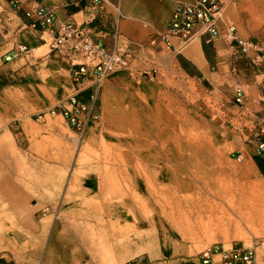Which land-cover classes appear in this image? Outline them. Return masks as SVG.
<instances>
[{
    "label": "rangeland",
    "instance_id": "obj_1",
    "mask_svg": "<svg viewBox=\"0 0 264 264\" xmlns=\"http://www.w3.org/2000/svg\"><path fill=\"white\" fill-rule=\"evenodd\" d=\"M244 3L243 9L233 10L235 17L228 19V26L242 21L246 35L257 41L264 34V0ZM155 49L157 55L143 52L142 63L105 82L97 105L100 119L83 136L61 115L73 92L63 64L67 60L59 55L54 67L46 45L0 65V143L10 146V155L19 163H29L14 178V191L0 190V264H125L134 259L144 264H200L202 251L215 246L252 248L256 264H264V213L251 226L233 227L237 217L229 206L230 197L247 181L257 182L264 200V180L252 160L240 157L251 130L241 121L233 122L235 113L230 108L237 104L232 96L237 88L228 82L209 85L189 78L163 43ZM257 67H248L251 75ZM167 126L183 139L187 135L201 138L206 149L203 157L212 163L203 172L222 197L208 195L201 211L196 210L197 215L182 225L190 232L176 230L174 241L184 250H162L153 259L129 256L122 260L113 250V232L133 225L130 210L143 216L150 213L135 186L141 162L136 160L140 148L134 145L145 137H153L158 145L153 133ZM180 127H189L188 134L181 133ZM112 143L122 149L117 152ZM160 167L154 165L152 178L156 179ZM158 184L154 181L149 186L158 188ZM115 214L126 215L127 221L110 217Z\"/></svg>",
    "mask_w": 264,
    "mask_h": 264
},
{
    "label": "crops",
    "instance_id": "obj_2",
    "mask_svg": "<svg viewBox=\"0 0 264 264\" xmlns=\"http://www.w3.org/2000/svg\"><path fill=\"white\" fill-rule=\"evenodd\" d=\"M188 1L101 0V4L95 5L93 0H18L15 2L0 0V65L6 62L8 56L16 59L15 49L18 45H27L29 51H37L46 45L49 46L51 34L33 29L30 26L31 20L26 17L28 10L45 6L55 11L58 21L72 22L82 26L109 48L117 46L136 50L137 58L133 61V68H135V63H142L140 59L142 60L144 56L143 52L147 51L149 54L155 52L157 55L155 48L162 47V43L165 45L160 37L171 23L175 6ZM244 1L220 0L223 13L220 14L218 26L221 31L228 26V19H234L235 10L243 9ZM234 21L238 26L234 24L239 37L253 40L246 35L242 21ZM257 41L264 44V34ZM156 42H158L157 46ZM165 47L177 56L176 65L189 78L209 85L215 83L224 86L227 84L225 82H228L232 88L243 89L245 93L243 105L234 104L230 108L235 113L232 117L233 122L241 121L251 130L247 144L243 150L239 151L240 157L245 156L246 159L252 160L258 175L264 180V155L259 153L255 138L258 132L264 130V63L262 66L257 64L258 67L252 75L251 69H248L249 66L252 68V65L256 64L254 59L259 55L252 54L250 57H244L223 39L209 42L207 37L193 41L182 51H176L166 45ZM49 53H52L50 57L53 58L52 63L55 67L54 63L59 55L52 52L50 48ZM63 64L70 76V63L65 61ZM119 74H125V72L121 71L113 75ZM247 75L251 78H246ZM232 92L236 102V91ZM261 140L264 141V133Z\"/></svg>",
    "mask_w": 264,
    "mask_h": 264
},
{
    "label": "bare ground",
    "instance_id": "obj_3",
    "mask_svg": "<svg viewBox=\"0 0 264 264\" xmlns=\"http://www.w3.org/2000/svg\"><path fill=\"white\" fill-rule=\"evenodd\" d=\"M187 129L182 128L181 133L188 134ZM153 135L156 137L159 143L158 145L156 144V142L152 141L153 137H149V136H148L149 138L145 137L142 140V142L138 141L137 142L138 144L134 145V147L138 146V148H140L136 160L142 163V164L140 163L139 166L140 168H138L137 170V175L135 177V186L139 188L141 196L144 198L143 199L141 197L139 198V200L140 199L145 200L143 202L144 203L143 206L145 207V209H148L149 211L147 210L146 211L150 213L149 215L143 216L140 213L132 212V210H130L129 213H131L132 215L134 222L133 225L132 226L129 225V227H127L124 230L120 229L118 230L119 232L117 231L116 233L113 232V236H114L113 250L115 251V255L117 257H120V259L122 260H125L129 256H148L149 258L153 259L157 257L158 254L162 252V250L164 251L166 249H169V250H173L174 253H176L179 249L184 250V245H179L174 241V237H175L174 235L176 230L179 229L181 232H184L185 230H187L188 232L190 230V229L188 230V227L185 228L182 225L184 223L187 224V222H189V220L193 215L194 216L197 215L195 214L196 210L201 209L200 207L202 206V202H204L205 199L208 200L209 198L208 195H214L219 198L222 197L219 191L217 190L216 184L212 183L208 179L207 175L204 174L205 172H203L206 165H210L212 163L210 158L207 159L203 157L206 149H204V143L201 140V138L191 139L189 138L190 136L187 135L185 137L184 135L185 139H183L177 132H175L174 128L172 129L169 126L162 128V131H160L158 134L154 132ZM114 145L115 148H117L116 144H113V146ZM157 147L159 151L156 150ZM8 148H10V146ZM8 148L4 145H1L0 143V190L3 191L5 189L7 193L14 191V186H13L14 178L19 176V174H21L19 172L21 171L20 168L21 167L23 168L29 164V163L27 164L26 161L24 162L22 160L23 157L21 158L22 162L19 163V161L15 157L10 155L12 152H10ZM120 150H118L117 148L116 151L118 152ZM115 156L117 155L115 154ZM115 159L116 158H114V160ZM118 159H121V157H119ZM121 160H123V157ZM119 163L121 164L125 162L120 161ZM156 163L161 164V167H160V172L158 175H156V179H155L152 178L151 176L155 172L153 167ZM125 168L127 169V167ZM126 172H128V170ZM77 181H79V179H77ZM154 181H157V183L159 182L158 188L156 187L152 188L153 186L152 187L149 186L152 185V182ZM75 183L76 182H74L73 184ZM129 188L127 189L129 190ZM213 204H215V202ZM140 205L141 204H139V206ZM229 206L234 213L233 216L235 215L237 217V224L234 223L233 227L234 225L236 227V225L238 224L244 226L247 224L252 225V222H254L255 224V221L259 218V214L264 213V200L260 192V186L257 184V182L255 183L251 181L244 182L239 189V193L235 195V197L234 196L230 197ZM146 211H144V213ZM203 216L204 215L202 214L201 217L203 218ZM110 217H115V218L118 217V219L123 220L124 223L127 221L126 215L118 216V214H115V215H111ZM202 218L201 221L203 222L204 220H202ZM112 223L110 224L111 225L115 224ZM230 224H232V222ZM115 226L116 225H114V228ZM238 228L239 226L237 227V229ZM102 231H104V229ZM105 239H108V237ZM112 256H114V254H112Z\"/></svg>",
    "mask_w": 264,
    "mask_h": 264
},
{
    "label": "built area",
    "instance_id": "obj_4",
    "mask_svg": "<svg viewBox=\"0 0 264 264\" xmlns=\"http://www.w3.org/2000/svg\"><path fill=\"white\" fill-rule=\"evenodd\" d=\"M95 5L101 0H93ZM220 0H189L175 6L171 23L160 39L168 48L182 51L193 41L207 37L209 42L223 39L235 47L240 55L254 59L256 64L264 63V44L260 41L245 40L239 37L234 25L224 31L218 26L221 14ZM33 29L51 34L49 48L70 63L72 94L63 104L61 115L78 135L83 136L91 124L100 119L98 99L106 80L117 72L133 70V61L137 51L130 47H107L101 40L95 39L86 29L72 22H60L52 8L37 6L26 12ZM15 58L29 52L27 45H18ZM13 58L8 56L6 61ZM151 77V73L145 71ZM87 94V98H84ZM245 93L242 88L236 90V103L243 105ZM264 130L256 135L258 151L264 155V143L261 140ZM238 160H241L239 157ZM256 252L226 249L215 246L202 251L200 264H256ZM125 264H144L134 259Z\"/></svg>",
    "mask_w": 264,
    "mask_h": 264
},
{
    "label": "trees",
    "instance_id": "obj_5",
    "mask_svg": "<svg viewBox=\"0 0 264 264\" xmlns=\"http://www.w3.org/2000/svg\"><path fill=\"white\" fill-rule=\"evenodd\" d=\"M4 1H7V2H15L16 0H4ZM262 142L264 143L263 140H262Z\"/></svg>",
    "mask_w": 264,
    "mask_h": 264
}]
</instances>
